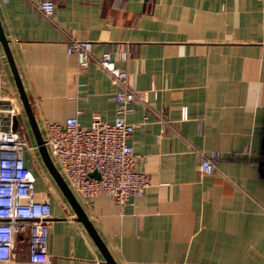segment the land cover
I'll return each instance as SVG.
<instances>
[{"label":"crops","instance_id":"1","mask_svg":"<svg viewBox=\"0 0 264 264\" xmlns=\"http://www.w3.org/2000/svg\"><path fill=\"white\" fill-rule=\"evenodd\" d=\"M53 1L45 15L36 0H0V26L41 132L77 108L83 126L94 114L113 119L117 87L98 63L109 48L130 86L148 93L126 118L137 123L129 142L150 185L123 207L106 194L73 192L113 260L264 264V162L246 158L259 155L264 135V0ZM71 39L91 41L85 67L66 51ZM0 74L30 133L3 49ZM213 150L215 169L202 173L198 153ZM41 161L35 150L27 165L37 198L51 206L48 264L104 261ZM15 242L7 264H29L26 246Z\"/></svg>","mask_w":264,"mask_h":264},{"label":"built area","instance_id":"2","mask_svg":"<svg viewBox=\"0 0 264 264\" xmlns=\"http://www.w3.org/2000/svg\"><path fill=\"white\" fill-rule=\"evenodd\" d=\"M36 7L50 15L54 1L36 0ZM66 51L76 55L79 67H85L91 59V41L71 39ZM126 56L125 49L118 52L119 58ZM98 63L117 87L111 94L116 105L113 119L104 120L94 114L89 125L83 126L78 118L82 110L77 108L62 123L45 124L42 139L53 163L75 194L85 197L106 194L123 207L130 198L140 197L150 185L149 177L135 168L139 156L129 142L137 123L126 118L132 102L147 104L148 93L130 86L127 70L116 65L110 48L101 53ZM19 115L20 108L13 103V98L2 92L0 84V264L11 261L17 239L26 246L29 264H48L46 244L51 206L48 200L36 196V176L27 160L37 146L20 131L19 127L23 126H18ZM14 118L17 120L15 128ZM187 118V108L181 106L180 119ZM246 153L248 162H264V135L259 155L253 157ZM198 159L201 172L212 173L218 152L198 153ZM103 263L99 259L90 262Z\"/></svg>","mask_w":264,"mask_h":264},{"label":"water","instance_id":"3","mask_svg":"<svg viewBox=\"0 0 264 264\" xmlns=\"http://www.w3.org/2000/svg\"><path fill=\"white\" fill-rule=\"evenodd\" d=\"M0 44H1V47H2L4 53L7 57L11 71L13 73V76H14V79H15V82L17 85V89L19 92V96H20V99H21L23 107H24V112H25V115H26L28 123H29V128L31 130V134L33 135V140L37 146V151L40 155L42 162L44 163L48 172L51 174L52 178L56 182L57 186L59 187V189L61 190V192L65 196V198L68 201V203L70 204V206L73 208V210L76 214L77 220H79L83 223V225L85 226V228L87 229V231L89 232L91 237L93 238L94 242L96 243V245L98 246L99 250L101 251V253L103 255L104 261L107 264H117L113 260L111 255L109 254L108 250L106 249L104 243L101 241L100 237L98 236L97 232L95 231L90 220L88 219V217L84 213V211H83L80 203L78 202L75 194L73 193L71 188L68 186L66 181L63 179L62 175L60 174L57 167L53 163L51 157L49 156V153L47 152V149L43 143L41 131L39 130L38 125L35 122L30 104L26 98V95L23 91L20 80L17 76V72L15 69L13 60L11 58L10 51L8 49L7 39L5 38V36L3 34L1 26H0ZM16 125H17V120H16V118H14L13 128H15ZM91 174L94 176H98V173H96V172H92Z\"/></svg>","mask_w":264,"mask_h":264},{"label":"rangeland","instance_id":"4","mask_svg":"<svg viewBox=\"0 0 264 264\" xmlns=\"http://www.w3.org/2000/svg\"><path fill=\"white\" fill-rule=\"evenodd\" d=\"M0 49H2L1 48V46H0ZM20 125H22L23 126V124H18V126H20ZM28 127V126H27ZM19 129H20V131L22 132V134L23 135H25L26 136V138H27V140L29 141V142H32V143H34V141H33V135L31 134V132L29 133V129L27 128V130H26V128L25 127H19ZM44 133V131H42L41 132V134H43ZM31 164V163H30ZM41 164L44 166V163L41 161ZM45 167V166H44Z\"/></svg>","mask_w":264,"mask_h":264}]
</instances>
